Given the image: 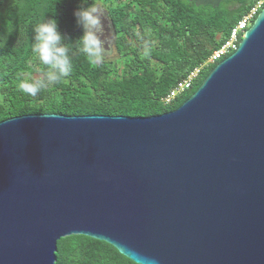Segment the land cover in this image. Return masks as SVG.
Segmentation results:
<instances>
[{"label": "water", "instance_id": "1", "mask_svg": "<svg viewBox=\"0 0 264 264\" xmlns=\"http://www.w3.org/2000/svg\"><path fill=\"white\" fill-rule=\"evenodd\" d=\"M74 235L136 264H264V9L176 110L0 122V264H56Z\"/></svg>", "mask_w": 264, "mask_h": 264}, {"label": "trees", "instance_id": "2", "mask_svg": "<svg viewBox=\"0 0 264 264\" xmlns=\"http://www.w3.org/2000/svg\"><path fill=\"white\" fill-rule=\"evenodd\" d=\"M257 1L231 0L214 8L189 0H88L104 6L118 58L96 66L79 54L68 77L30 97L17 85L43 68L31 53L34 25L54 15L74 41L80 29L73 10L80 0H0V122L38 114L150 117L176 110L221 61L204 66L172 103L163 99L228 41ZM137 32L151 41L150 58L142 57ZM56 264L136 263L106 242L74 235L58 241Z\"/></svg>", "mask_w": 264, "mask_h": 264}, {"label": "clouds", "instance_id": "3", "mask_svg": "<svg viewBox=\"0 0 264 264\" xmlns=\"http://www.w3.org/2000/svg\"><path fill=\"white\" fill-rule=\"evenodd\" d=\"M73 16L80 29V35L74 41L61 31L54 15L34 25L31 53L43 68L37 69L39 74L35 78L19 81L17 88L21 93L36 97L43 90L61 82L72 72L73 58L79 54L96 66L102 65L113 55L114 49L104 38L106 12L103 5L80 0L73 10ZM136 36L141 41L142 57L150 58L151 41L139 32ZM150 264H156V261Z\"/></svg>", "mask_w": 264, "mask_h": 264}, {"label": "built area", "instance_id": "4", "mask_svg": "<svg viewBox=\"0 0 264 264\" xmlns=\"http://www.w3.org/2000/svg\"><path fill=\"white\" fill-rule=\"evenodd\" d=\"M264 0H258L250 11L241 19V21L232 29L228 41L225 42L220 48L216 49L208 58L206 63L199 68H196L189 74L187 79L179 82L176 87L167 95L163 101L167 104L172 103L178 94L183 93L191 87V84L196 80L204 68V66L212 65L222 61L228 54L234 53L239 46L240 36L244 37L248 28L251 27L254 18L263 10Z\"/></svg>", "mask_w": 264, "mask_h": 264}, {"label": "rangeland", "instance_id": "5", "mask_svg": "<svg viewBox=\"0 0 264 264\" xmlns=\"http://www.w3.org/2000/svg\"><path fill=\"white\" fill-rule=\"evenodd\" d=\"M105 12H106V10H105ZM112 32L113 31H112V28H111L110 20L108 19V16H107V13H106L104 38L109 42L110 46L114 49L113 55L110 56L109 58L115 59V58H118V52H117L116 47H115L114 36H113Z\"/></svg>", "mask_w": 264, "mask_h": 264}]
</instances>
